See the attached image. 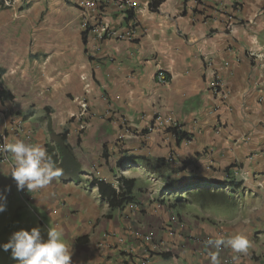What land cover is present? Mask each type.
Returning <instances> with one entry per match:
<instances>
[{
	"label": "crops",
	"instance_id": "obj_1",
	"mask_svg": "<svg viewBox=\"0 0 264 264\" xmlns=\"http://www.w3.org/2000/svg\"><path fill=\"white\" fill-rule=\"evenodd\" d=\"M82 1L5 0L0 7V87L15 96L0 99V133L23 120L28 133L19 139L49 144L67 169L45 189L21 191L24 198L59 215L73 264H111V257L120 264L124 248L114 240L131 220L91 182L113 185L117 172L108 163L121 150L163 158L170 148L178 160L244 176L240 188L251 195L236 217L248 225L239 233L251 252L218 260L264 264V0H133L132 16L113 4L80 7ZM103 29L131 34L102 36ZM160 71L166 84L156 80ZM157 117L171 118L191 140L177 145ZM64 130L63 143L50 138ZM6 139L18 138L7 131ZM12 163L11 156L0 162V182H12ZM133 196L139 199L135 190ZM202 257L212 264L210 254Z\"/></svg>",
	"mask_w": 264,
	"mask_h": 264
},
{
	"label": "rangeland",
	"instance_id": "obj_2",
	"mask_svg": "<svg viewBox=\"0 0 264 264\" xmlns=\"http://www.w3.org/2000/svg\"><path fill=\"white\" fill-rule=\"evenodd\" d=\"M0 111L6 113L4 110ZM22 122L24 121L22 120ZM26 130L24 128V133H28ZM50 132L53 131L50 130ZM122 152L123 150L119 153ZM172 153L170 148L166 151L168 157L166 155L163 158L168 160V166L160 173H153L143 166L133 164H127L119 168L116 166L118 159H112L108 163V167L114 168L117 172L116 176L109 177V180L115 179L113 185L116 188L119 187L120 176L134 177L137 180L135 192L139 196V199L131 202L132 206L131 204L127 205L124 208L125 212H123L131 220L128 222V229H125V238L134 239V242L123 240L125 235L116 236L114 248L122 251L126 245L132 246V243H134V257L143 261L147 259V264H206L203 262L205 257L202 256L206 254L207 257L211 252L217 254L219 259L224 262L227 255L229 256V254L231 255L235 252L230 247L223 245L217 249L208 245L207 241L218 236H223L227 239L235 235V233L238 234L241 227L248 226L247 224L239 223L240 219L236 216L241 214L245 195H251V192H245L244 189L242 191V188L234 191L230 188L231 184L226 181L230 179L242 184L246 182L243 179L244 176H241V174L236 175L234 172L233 176H229L230 172L226 175L220 169L210 168L211 170H208V163L201 162L199 164L195 160L188 158L181 161L174 156H170ZM149 158L156 159L157 157L149 156ZM187 160H192L193 164H185L184 161ZM57 166L62 169L61 176H64L63 174L67 173L65 164L58 162ZM207 171L211 173L209 174ZM102 175L98 174V176L106 178V176L103 177ZM181 177H200L207 181H218L221 184L219 186L205 184V186L191 190V192L193 191L191 194H188L189 191L171 192L167 188V184L172 179ZM222 183H227L228 186H223L224 184ZM7 189L10 190L6 191ZM0 192H4L7 196L6 210L0 213V244L6 243L13 232L20 229L30 231L33 227H40L46 237L47 229L50 226L61 230L63 238L70 248L72 247V241L65 236L63 230L65 224L61 223L63 227L60 224H56L59 215L53 216L52 209H48V206L41 207L33 203V201L28 202L27 198L25 197V199L23 196L24 193L17 190L14 180L9 184L5 180L0 182ZM257 212L259 213L258 210ZM172 218L177 220L173 224V229L171 228L172 226H168ZM190 221L193 222V227H190ZM253 225L255 224L253 223ZM204 227L208 229H204ZM147 234L152 236L155 245L154 250L146 248V244H143V237ZM121 239L123 242H121ZM257 239L259 238L256 237L253 241H256L258 246H260ZM187 248L196 249L201 256L194 257ZM182 251H186L187 254L182 256L184 253ZM121 254L124 256L123 253ZM161 254H165V256H160ZM124 259L122 257L119 258L120 264H124ZM116 261V257L108 259L111 264H115ZM0 264H16V261L11 258V250L4 252L0 249Z\"/></svg>",
	"mask_w": 264,
	"mask_h": 264
},
{
	"label": "clouds",
	"instance_id": "obj_3",
	"mask_svg": "<svg viewBox=\"0 0 264 264\" xmlns=\"http://www.w3.org/2000/svg\"><path fill=\"white\" fill-rule=\"evenodd\" d=\"M2 113L0 111V114ZM3 117L4 115H0V118ZM0 152L11 155L13 163L10 174L16 182L18 191L27 189L28 192H34L45 189L54 179L62 175V169L57 166V162L43 144L26 143L20 139L14 142L5 141L0 145ZM8 190L10 189L6 191ZM6 207L7 196L4 192H0V213H3ZM207 244L217 249L222 245L227 246L235 253L242 254H247L250 247L249 239L242 233L227 239L218 236L209 239ZM0 249L4 252L11 250V258L16 264H73V252L63 238L62 231L50 226L46 237L40 227H33L30 231L26 229L15 231L6 243L0 244ZM210 255L212 264H219L218 255L215 253Z\"/></svg>",
	"mask_w": 264,
	"mask_h": 264
},
{
	"label": "trees",
	"instance_id": "obj_4",
	"mask_svg": "<svg viewBox=\"0 0 264 264\" xmlns=\"http://www.w3.org/2000/svg\"><path fill=\"white\" fill-rule=\"evenodd\" d=\"M156 3L158 1H153L152 6L155 9L156 8ZM5 0H0V7H5ZM130 16H132V12L128 13ZM84 40L86 41V36L83 37ZM6 99V100H15V96L7 89L0 87V99ZM167 132H170L173 134L175 138V142L177 145H180L183 141L187 142L191 140V135L182 131L181 129H178L176 127H171L167 129ZM67 131L60 133L58 135L51 133L52 137L56 136L60 140V142H64L65 139L67 138ZM48 153L50 152V145L46 144ZM63 150L70 152V149L64 145ZM63 152V151H61ZM118 161L116 162L117 167H122L124 165H138V166H143L144 168L148 169L150 172L153 173H160L163 171L164 168H167L168 166V160L166 158H156V159H150L147 156H137V155H123V153L119 154ZM103 158L107 159L108 161V154L106 151V146L104 147L103 151ZM185 164H193L192 160H187L184 161ZM233 167V165H232ZM231 167V168H232ZM185 168V167H184ZM184 170V169H183ZM227 173L229 174L230 167L227 169ZM62 179L63 177L60 176ZM229 183L231 184L230 188L234 191H237L241 187V182L236 183L235 181L228 180ZM119 187L116 188L110 183L105 182L104 180L102 181H96V179H93L91 184L97 185L98 187V192L100 195L101 200L105 201L108 203L109 207L111 209H124L127 205L131 204V202L134 201V190L137 185V180L136 178H128L126 176H120L119 177ZM205 184H212V185H217L219 186L221 183L218 181H207L205 179H202L200 177H181L178 179H172L168 184L167 188L171 192H187L189 191L188 194H191V190L205 186ZM224 184L223 186H228L227 183H222ZM182 197V195H180ZM170 222L168 223V226H170ZM160 256H165V254H161Z\"/></svg>",
	"mask_w": 264,
	"mask_h": 264
},
{
	"label": "built area",
	"instance_id": "obj_5",
	"mask_svg": "<svg viewBox=\"0 0 264 264\" xmlns=\"http://www.w3.org/2000/svg\"><path fill=\"white\" fill-rule=\"evenodd\" d=\"M108 4H113L119 10L125 11V12H128V13L130 11H134V9H135V5L133 3V0H86V1H82V3L80 4V7L88 8V9H91V10H96L99 7H104L105 5H108ZM100 33L102 34V36L107 34V35H109L111 37H118V38H123L124 36H129L131 34V32L128 31V32H126V34H119L118 35V33L116 31L108 30V29L107 30L103 29V31L100 32ZM156 80H157V82H159L161 84H166L169 81L168 76L163 71H160V72L157 73ZM219 86H220V83H217L216 87H219ZM81 107L83 109H86V105L85 104L81 105ZM0 115L3 116L2 114H0ZM155 121H156V124L158 126L168 125L169 128H171V127H176L178 129L180 128L178 123H175V121H173L171 118L163 119L161 117H157ZM7 131H9V133L12 134V136L14 138H18V139L23 137V136H25V134H27V133H24V127H23V123L21 121L14 122V124L9 126L8 129H6V131L3 132V134H0V145H3L4 142L7 141V139L5 137V134H6ZM187 142H189V141H187ZM10 156L11 155L9 153L0 152V161L1 162L9 161ZM170 156H172V155H170ZM23 192H24V190H23ZM132 205L133 204H131V206ZM175 221L177 222L176 218H172V221H170V224H172V225H170V227L172 226L171 227L172 229H173V224H174ZM168 229H170V228H168ZM123 240H124V238H123ZM123 240L121 239V242H123ZM130 241L134 242V239H132ZM142 241L144 242L143 244H146V246H145L146 248L154 250L153 248H154L155 245H154V241L152 240L151 234L145 235L143 237ZM133 249H134V243H132V246H130V245L127 246L126 245L124 247V256H125L124 264H126V263H130V264H147L148 263L146 261L147 259L143 261L140 258L134 257Z\"/></svg>",
	"mask_w": 264,
	"mask_h": 264
}]
</instances>
